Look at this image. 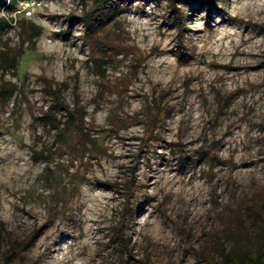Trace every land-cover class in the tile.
<instances>
[{"label":"rangeland","instance_id":"obj_1","mask_svg":"<svg viewBox=\"0 0 264 264\" xmlns=\"http://www.w3.org/2000/svg\"><path fill=\"white\" fill-rule=\"evenodd\" d=\"M91 3L0 8V264H135L118 225L149 264L264 247V0H123L89 43Z\"/></svg>","mask_w":264,"mask_h":264},{"label":"trees","instance_id":"obj_2","mask_svg":"<svg viewBox=\"0 0 264 264\" xmlns=\"http://www.w3.org/2000/svg\"><path fill=\"white\" fill-rule=\"evenodd\" d=\"M15 1V0H12ZM28 1V0H24ZM123 0H91V7L88 11L84 12L80 18V21L83 25L84 38L89 43L94 37H96L103 30H107L108 27L114 22V18L122 14L121 2ZM170 4L172 10H176L174 2L176 0H167ZM7 5V0H0V8ZM8 5L6 6V8ZM177 11V10H176ZM8 26V22L5 18H0V34L3 29ZM40 32L33 34L28 39L37 37ZM112 43H107L108 49H113L111 46ZM115 48V47H114ZM11 63L13 58L10 59ZM8 67L12 68L10 64ZM8 89L0 86V99L4 96L5 92ZM55 101L58 102V106L65 111L67 114V123L73 127V130L76 129V126H82L84 124L85 114H83L77 105L73 107L61 102L58 94L55 90L52 92ZM163 112L159 109L156 110L154 116V122L161 119ZM81 136H78V139ZM127 184L129 185V180L126 179ZM126 185L127 187H129ZM264 194V192H262ZM258 203L257 205H259ZM259 219L264 223V213L257 212ZM259 230L264 232V224L259 223ZM120 226V227H118ZM114 228L112 236L110 238V243L113 245L114 249L119 252L121 256L126 257V262L134 261L135 264H149L147 260L137 261L130 254L131 250L129 248L130 239L127 238L125 231L121 225ZM215 249L218 254L221 256L223 261H216L211 253V251L202 250L199 252V255L202 257L206 264H225V261H229L232 264H264V247L256 246L253 241L248 240L245 246L240 247L239 249H232L230 251H225L223 246L216 242ZM148 259V258H147Z\"/></svg>","mask_w":264,"mask_h":264},{"label":"built area","instance_id":"obj_3","mask_svg":"<svg viewBox=\"0 0 264 264\" xmlns=\"http://www.w3.org/2000/svg\"><path fill=\"white\" fill-rule=\"evenodd\" d=\"M29 6H30L29 2H26L25 6H24V10H25V9H28ZM26 14L30 15V12L27 11Z\"/></svg>","mask_w":264,"mask_h":264}]
</instances>
